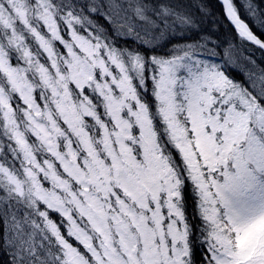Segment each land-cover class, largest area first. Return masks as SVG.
<instances>
[{
	"label": "snow or ice",
	"instance_id": "snow-or-ice-1",
	"mask_svg": "<svg viewBox=\"0 0 264 264\" xmlns=\"http://www.w3.org/2000/svg\"><path fill=\"white\" fill-rule=\"evenodd\" d=\"M219 4L232 36L209 0H0V264H264V0Z\"/></svg>",
	"mask_w": 264,
	"mask_h": 264
},
{
	"label": "trees",
	"instance_id": "trees-1",
	"mask_svg": "<svg viewBox=\"0 0 264 264\" xmlns=\"http://www.w3.org/2000/svg\"><path fill=\"white\" fill-rule=\"evenodd\" d=\"M209 3L212 7V9L215 11L216 16L220 22V32L219 35L223 38L224 36H232L235 34L234 29L232 28L231 24L224 18L223 11L221 9V6L219 4V0H209ZM250 26L253 28V30L256 32L257 35H260L259 30L255 27L254 24H252L251 21H248ZM261 38H264L262 36ZM258 55V53H257ZM187 211L192 219L193 223H197V218L195 216V211L192 206V198L191 196L188 197V205H187Z\"/></svg>",
	"mask_w": 264,
	"mask_h": 264
}]
</instances>
